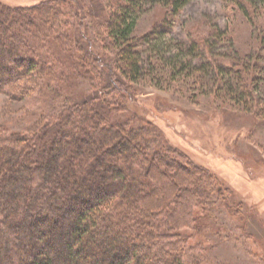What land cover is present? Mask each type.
Returning <instances> with one entry per match:
<instances>
[{
	"label": "trees",
	"instance_id": "obj_1",
	"mask_svg": "<svg viewBox=\"0 0 264 264\" xmlns=\"http://www.w3.org/2000/svg\"><path fill=\"white\" fill-rule=\"evenodd\" d=\"M191 1H0V94L25 100L30 111L23 129L0 123V264H204L188 256L202 250L193 238L209 231L231 191L129 106L135 84L155 70L143 43L174 75L216 83L235 72L249 87L248 67L255 78L249 55L237 53L231 66L215 56L216 46L233 43L217 27L180 42L168 58L162 36L171 21L134 35L147 5L168 16ZM228 1L249 19L264 5ZM84 10L100 44L82 33ZM101 44L114 53L92 48ZM75 77L94 84L70 101L64 84ZM241 86L224 80L219 89L247 97Z\"/></svg>",
	"mask_w": 264,
	"mask_h": 264
},
{
	"label": "rangeland",
	"instance_id": "obj_2",
	"mask_svg": "<svg viewBox=\"0 0 264 264\" xmlns=\"http://www.w3.org/2000/svg\"><path fill=\"white\" fill-rule=\"evenodd\" d=\"M0 1L33 5L43 0ZM252 17L244 16L228 0H192L182 12L168 16L163 7L147 5L134 31L139 37L162 21H171V30L162 36L168 58L180 42L190 44L191 36L201 37L217 27L226 31L224 35L233 43L216 46L215 56L231 66L237 53L241 57L249 55L250 62L258 66L255 78L251 69L245 68L249 87L235 72H219V81L208 82L207 76L200 79L189 71L172 74V68L163 65V56L151 51L150 44L140 46L155 70L154 74L145 71L135 84L131 111L154 123L169 144L208 168L231 191L227 196L229 206L218 202L206 235L193 238L191 245L200 242L202 250H192L188 256L203 259L204 264H264V5L259 4ZM82 18V33L97 44L99 32L85 10ZM92 48L109 55L115 51L104 44ZM223 79L242 85L241 90L249 95L238 98L219 89ZM252 80H256L253 85ZM93 84V80L75 77L64 84V93L70 101L80 99L90 93ZM29 113L25 100H10L0 94V123L6 121L12 129H23L30 120ZM118 116L121 118V114Z\"/></svg>",
	"mask_w": 264,
	"mask_h": 264
}]
</instances>
